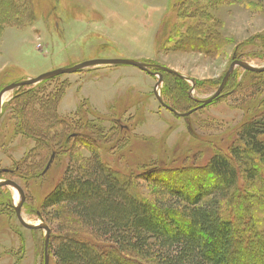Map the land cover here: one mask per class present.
<instances>
[{"label": "rangeland", "instance_id": "rangeland-1", "mask_svg": "<svg viewBox=\"0 0 264 264\" xmlns=\"http://www.w3.org/2000/svg\"><path fill=\"white\" fill-rule=\"evenodd\" d=\"M218 1L13 0L19 9L0 16V90L87 60L125 59L149 64L163 78L165 70L181 76L186 83L168 75L157 93L166 106L187 113L217 91L233 60L254 68L264 65V0ZM210 18L220 25L215 45L193 35ZM157 80L132 66H104L5 95L0 107V182L12 180L22 189L20 216L26 223L49 228L48 264H55L49 246L53 239L92 240L75 220L45 204L74 159L78 165L88 163L93 151L109 169L131 176L139 195L157 200L165 184L185 187L193 181L191 189L198 181L207 187L212 177L204 168L210 158L240 145V127L264 114V72L236 67L219 97L187 117L158 102ZM174 84H180V99ZM28 90L31 111L15 101L10 104ZM45 108L52 110L50 116ZM22 122L34 136L22 134ZM141 174L148 176L143 179ZM252 201L246 205L254 206ZM19 204L15 189L0 188V264H44L45 232L19 223ZM236 256L234 249L230 264H236Z\"/></svg>", "mask_w": 264, "mask_h": 264}, {"label": "trees", "instance_id": "trees-1", "mask_svg": "<svg viewBox=\"0 0 264 264\" xmlns=\"http://www.w3.org/2000/svg\"><path fill=\"white\" fill-rule=\"evenodd\" d=\"M11 1L0 0V9L5 3L0 16L19 9ZM209 1L217 5V0ZM212 19L206 28L198 26L194 33L195 28L193 35H203L204 41L215 45L220 25ZM163 72L186 83L179 75ZM166 77H162L165 83ZM172 90L178 91L180 99V84ZM30 91L15 95L10 104L15 101L31 111ZM45 110L50 116L52 110ZM47 119L51 124L52 119ZM22 123V134L34 136V130ZM237 137L240 145L213 155L205 166L212 177L207 187L198 181L191 189L193 181L185 187L178 182L165 184L159 187L161 199L157 200L139 195L131 176L109 169L93 151L88 163L78 165L74 159L45 204L75 220L92 240L53 239L49 246L55 264H230L234 249L236 264L264 260V114L245 122ZM248 200L255 205H246Z\"/></svg>", "mask_w": 264, "mask_h": 264}, {"label": "water", "instance_id": "water-1", "mask_svg": "<svg viewBox=\"0 0 264 264\" xmlns=\"http://www.w3.org/2000/svg\"><path fill=\"white\" fill-rule=\"evenodd\" d=\"M121 65L135 67L138 70H140V71H142V72H144L150 76L156 77L158 79L156 84L154 85V92H155L156 99L164 108H166L167 110H169L173 114L178 115V116H182V117H187L190 114L204 108L206 105H209L212 101L216 100L219 97V95L221 94L227 80L229 79L230 75L232 74V72L234 71V69L236 67L242 68L243 70L248 71V72H254V73H263L264 72V65L260 68H254L246 62H241L239 60H233L230 63L228 70L225 72L217 91L212 96H210L207 99H205L204 101H202L201 105L198 106L197 108H194L187 113L179 114V113L175 112L173 109H171L170 107L166 106L162 102V99L159 97V94L157 93V91H158V87H159L160 83L162 82V77H161V74L159 72H153L150 70L151 65L146 64V63L141 62V61H132V60H125V59H93V60H87V61L81 62L77 65H74L72 67H68L65 69L53 70L51 72L44 73V74H42L39 77L34 78V79H27L24 81H19V82L9 84L8 86H6L2 90H0V107H1L2 99L7 93L12 92L14 90H18L22 87L33 86V85H36L42 81L52 79L56 76L77 73L78 71H81V70L87 69V68H95V67L97 68V67H104V66H121ZM165 71L169 72V70H165ZM53 157H54V154H52L44 172L47 171L48 167L50 166V164L52 162ZM2 187H11V188L15 189L19 195L20 204L15 209L19 223L24 228H26L28 230H44V232H45V237H44V264H48V260H49L48 259L49 258L48 240H49V235H50L49 234L50 233L49 228L45 225H30L22 219V217L20 216V207H21L22 202L24 200V194H23L22 189L15 182H13L12 180H3L0 182V188H2Z\"/></svg>", "mask_w": 264, "mask_h": 264}, {"label": "bare ground", "instance_id": "bare-ground-1", "mask_svg": "<svg viewBox=\"0 0 264 264\" xmlns=\"http://www.w3.org/2000/svg\"><path fill=\"white\" fill-rule=\"evenodd\" d=\"M5 97V96H4ZM6 100V97L2 99V101H5Z\"/></svg>", "mask_w": 264, "mask_h": 264}]
</instances>
